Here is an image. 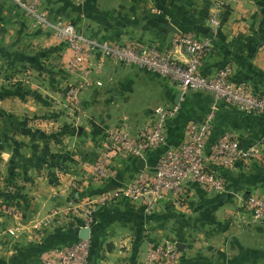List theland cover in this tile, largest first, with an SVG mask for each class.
Returning <instances> with one entry per match:
<instances>
[{
    "label": "crops",
    "instance_id": "crops-1",
    "mask_svg": "<svg viewBox=\"0 0 264 264\" xmlns=\"http://www.w3.org/2000/svg\"><path fill=\"white\" fill-rule=\"evenodd\" d=\"M43 3L48 10L41 12L48 18L57 21L66 16L88 36L100 40L134 41L169 50L175 37L192 33L209 42L200 67L203 74L212 75L231 65L234 81H245L252 91L264 93V0ZM4 7L3 14L14 19L11 28L6 26L10 31L27 29L32 34L12 40L22 57L17 61L38 68L42 58L43 76L51 77L50 65L44 66L51 62V49L55 50L61 40H53L46 25L41 28L32 18H24L19 9ZM212 13L215 22L211 21ZM5 42L0 41V51L7 46ZM63 47V59L58 56V62L67 60L68 75L75 84L82 75L71 71V52L66 44ZM174 55L182 62L188 60L181 47ZM102 68L90 75L91 84L82 91L79 107L67 98L68 85L54 89L53 102L40 90L14 88L10 101L15 107L9 113L12 121H0V264H42L54 249L68 247L81 238L80 215L66 209L85 207L87 200L96 201L103 194L122 190L141 169L139 159L119 156L111 177L99 180L94 176L91 163L107 131L117 127L111 121H139L130 128L122 127L137 137L154 121L158 106L174 103H179L180 110L167 122V144L146 153L149 165L168 148L185 141L190 121H201L211 111L215 118L209 143L231 133L244 147L257 145L258 155L233 169L219 168L222 190L189 183V200L183 206L165 199L147 211L141 202L122 194L114 202L91 204L90 261L150 264L146 261L149 244L168 240L179 249L181 259L176 264H264V224L254 221L243 208L249 194L264 195V114L218 101L205 90L181 91L167 78L137 66L106 59ZM46 88H42L44 94L51 91ZM26 93L31 96L24 97ZM8 100L1 96L0 105L6 108ZM6 193L18 204L19 216L3 211L4 203L9 202ZM55 209L59 213L52 215ZM46 219L49 222L43 235L37 237L34 224Z\"/></svg>",
    "mask_w": 264,
    "mask_h": 264
},
{
    "label": "built area",
    "instance_id": "built-area-1",
    "mask_svg": "<svg viewBox=\"0 0 264 264\" xmlns=\"http://www.w3.org/2000/svg\"><path fill=\"white\" fill-rule=\"evenodd\" d=\"M14 2L19 6L17 9H22L43 25H52L55 35L70 50V69L82 75L77 83L66 88L67 98L76 107L81 106L82 91L91 84L90 75L95 70L103 71L104 61L110 59L114 63L137 66L163 76L181 91L205 90L218 101L251 113L264 114V93L252 91L245 81H234L231 65L220 68L212 75H205L200 71L209 42L198 39L192 33L175 37L173 48L169 50L153 45H139L134 41L100 40L88 36L73 22L57 20L51 24L48 15L41 12L40 0ZM215 19V13H212L211 21L215 22ZM178 47H181L188 56L186 62L175 57L174 51ZM97 84L102 83L98 81ZM179 110V103L158 106L154 121L144 127L137 137L122 127L108 130L97 158L91 163L94 176L99 180L111 177L119 156L146 160L148 151L166 145L167 122ZM214 118V112L211 111L201 121H190L185 141L168 148L154 165L151 166L146 161L145 167L141 168L122 190L103 194L96 201L87 200L85 207H68L66 212L80 215V228H89L94 221L90 205L114 202L121 194L133 201L141 202L147 211H151L165 199L173 201L175 206L185 205L189 200L191 182L209 190H222L224 180L218 169H233L255 158L258 155V147L257 145L244 147L231 133H224L219 139L209 143ZM243 208L254 221L264 224V195L249 194L243 201ZM3 209L11 217L19 216L20 210L16 202L4 203ZM58 213L59 210L55 209L52 215ZM48 222L46 219L34 224L37 237L43 235L44 226ZM90 254V239L79 238L68 247L54 249L43 258L42 264H93L90 261ZM180 259L179 249L175 243L168 240L161 243L151 242L146 253V261L150 264H176Z\"/></svg>",
    "mask_w": 264,
    "mask_h": 264
},
{
    "label": "rangeland",
    "instance_id": "rangeland-1",
    "mask_svg": "<svg viewBox=\"0 0 264 264\" xmlns=\"http://www.w3.org/2000/svg\"><path fill=\"white\" fill-rule=\"evenodd\" d=\"M28 2L29 0H23ZM4 6L7 7H13V8H17L19 7L18 5H16V3L14 2V0H0V41L2 40L4 42V40L6 41L5 43L7 44V46H5L3 48V51H0V98L1 96H7L8 100V104L7 106H5L6 108H3L0 105V121H12V116L11 113L12 112V107H15V105L13 106L11 103V95L12 92H14V88H27L29 87V89H37L40 90L42 92V95H46L47 99L50 102L56 101V92H55V88L57 87H62V89L69 84H72L74 82V80L72 78L69 77V73H68V66L67 64V60H61V62H58L59 57H61L63 59V42L60 41V44H57L55 47V50H53V48L51 49V62L49 64H45V68H48L50 65V76L51 77H46L43 76V59L41 58V66H38V68H34L31 64L30 66L27 65L26 62H19L20 56L18 55L20 52L17 49V44H15V46H13L12 44V40L14 39H22L23 37L27 38L29 37L30 33H28L29 31L26 30H19V31H15L14 29L10 28L12 27L11 25H13L14 19L12 16H9V14H3V9H5ZM45 4L43 3V0H40V9H44V10H48L47 7L45 8ZM66 6L64 8V10H66ZM19 10L21 11V14L23 15L24 18H28V19H33L34 22L37 23L38 26H40L42 28V22H40L39 20L35 19V17H32L28 14H26V12H24L22 9L19 8ZM72 10V9H71ZM71 10H68L69 12ZM45 13V12H43ZM6 17L3 21H1L2 17ZM65 16V15H64ZM50 23H53L54 21H56V19L54 18H48ZM65 20L63 21H69V18L65 16L64 18ZM62 20V19H61ZM70 22V21H69ZM9 26L10 28L6 27ZM5 28L7 29L5 32ZM46 30L49 31L50 33H52V39L55 40L54 38L57 39V36L55 35V29L52 27H47L46 26ZM49 33V34H50ZM51 35V34H50ZM54 37V38H53ZM25 43V42H23ZM19 49H21V46L19 47ZM24 53L27 52V50H23ZM20 58V59H19ZM17 59H19V61H17ZM66 63V64H65ZM33 69L35 70L33 72ZM39 69H41L40 71H38ZM61 75H63V81H61L60 77H62ZM60 76V77H59ZM66 79V81H64ZM49 85H47L48 83ZM43 87H47L46 89H50L51 91L49 93L44 94L45 92H43ZM3 88H6V90H3ZM6 91V92H3ZM24 93H21V95H23ZM27 95L31 96V94L26 93L24 95V97H26ZM44 97V96H43ZM13 102V101H12ZM68 103H71L70 101H68ZM16 104V103H15ZM15 109V108H14ZM137 118H135L136 120ZM129 120H134V118H123L121 119V121H111V123L114 126L117 127H128L130 128V126H135L139 123V121H129ZM148 124V123H147Z\"/></svg>",
    "mask_w": 264,
    "mask_h": 264
},
{
    "label": "water",
    "instance_id": "water-1",
    "mask_svg": "<svg viewBox=\"0 0 264 264\" xmlns=\"http://www.w3.org/2000/svg\"><path fill=\"white\" fill-rule=\"evenodd\" d=\"M172 29H174V28L172 27ZM145 164H146V160L144 158H140L139 161H138V167L139 168H144L145 167ZM80 237L81 238H89L90 237V230H89V228H82L80 230Z\"/></svg>",
    "mask_w": 264,
    "mask_h": 264
},
{
    "label": "trees",
    "instance_id": "trees-1",
    "mask_svg": "<svg viewBox=\"0 0 264 264\" xmlns=\"http://www.w3.org/2000/svg\"><path fill=\"white\" fill-rule=\"evenodd\" d=\"M12 198V199H11ZM6 200H8L9 202H7V203H12V201H13V197L11 196H8V193H6Z\"/></svg>",
    "mask_w": 264,
    "mask_h": 264
}]
</instances>
